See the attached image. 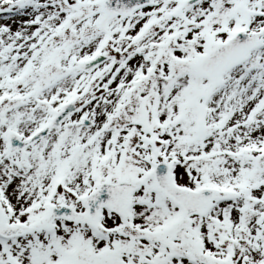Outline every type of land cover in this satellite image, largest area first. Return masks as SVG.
I'll return each mask as SVG.
<instances>
[{"label":"snow or ice","instance_id":"snow-or-ice-1","mask_svg":"<svg viewBox=\"0 0 264 264\" xmlns=\"http://www.w3.org/2000/svg\"><path fill=\"white\" fill-rule=\"evenodd\" d=\"M0 264H264V0H0Z\"/></svg>","mask_w":264,"mask_h":264}]
</instances>
